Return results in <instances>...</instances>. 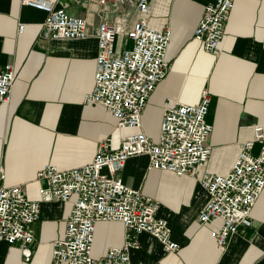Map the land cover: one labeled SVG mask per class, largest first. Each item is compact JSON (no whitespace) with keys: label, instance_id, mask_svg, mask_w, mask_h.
Segmentation results:
<instances>
[{"label":"crops","instance_id":"crops-1","mask_svg":"<svg viewBox=\"0 0 264 264\" xmlns=\"http://www.w3.org/2000/svg\"><path fill=\"white\" fill-rule=\"evenodd\" d=\"M213 0H151L149 25L169 29L167 53L170 69L151 94L143 114V129L156 136L166 105H195L207 91L210 97L207 141L212 154L205 169L226 175L240 145L264 129V0H235L218 54L207 53L194 38L204 8ZM72 17L87 22V37L50 41L43 37L47 14L21 5V0H0V65L13 64L15 82L7 103H0V173L4 186H22L30 200L41 202V218L34 225L30 257L20 243H0V264H50L53 242L62 239L73 199L67 203L41 196L45 181L37 173L45 165L69 170L86 165L102 142L111 139L117 150L121 130L99 105L85 104L94 87L97 33L101 23L119 29L115 48L131 42L126 35L138 20L134 0H59ZM25 30L18 33L19 25ZM167 103V104H166ZM258 155L259 148H254ZM146 156L129 158L115 178L140 190L160 204L158 217L168 222L172 239L181 249L166 253L149 235L139 237L141 248L131 252L132 264H264V191L252 211V226L240 228L224 250L211 237L219 221L200 224L198 215L207 193L192 176L152 170ZM125 229L118 222L96 225L93 255L101 259L110 246H122Z\"/></svg>","mask_w":264,"mask_h":264},{"label":"built area","instance_id":"built-area-1","mask_svg":"<svg viewBox=\"0 0 264 264\" xmlns=\"http://www.w3.org/2000/svg\"><path fill=\"white\" fill-rule=\"evenodd\" d=\"M108 1L125 0H102ZM139 14L126 35L131 42L122 51L115 48L119 29L107 23L98 27L99 53L96 58L94 87L85 104L99 105L117 121L121 130L136 132L123 137L117 150H110L111 139L102 142L95 157L86 165L60 170L45 165L37 181H45L41 196L67 203L73 199L62 239L52 245L50 264H132L131 252L139 250L141 235L158 241L166 253H177L181 246L172 239L168 222L158 217L159 202L115 178L131 157L146 156L149 169L178 177L192 176L207 193L198 221H219L221 227L211 233L219 249L239 229L252 226V211L264 191V129L255 127L253 137L240 145L239 154L226 174H216L205 165L212 150L207 145L212 126L206 121L210 97L202 93L198 104L166 105L160 129L151 136L143 129V114L151 94L165 79L170 64L167 53L172 39L169 29L156 30L148 23L151 0H134ZM167 2L173 0H164ZM235 0H213L204 8L194 29V38L211 55L218 54ZM59 0H21V5L47 14L43 37L50 41L81 40L87 37V22L70 16L58 6ZM76 3L87 0H74ZM25 25L18 27L22 34ZM15 82L13 64L0 65V103H7ZM259 145L258 155L252 151ZM0 173V243H20L23 254L31 255L29 245L35 239L34 225L41 218V202L30 200L22 186H4ZM118 222L124 226L125 241L110 246L101 259L93 255L96 225Z\"/></svg>","mask_w":264,"mask_h":264},{"label":"rangeland","instance_id":"rangeland-1","mask_svg":"<svg viewBox=\"0 0 264 264\" xmlns=\"http://www.w3.org/2000/svg\"><path fill=\"white\" fill-rule=\"evenodd\" d=\"M208 115H209V114H208ZM208 115H207V117H206V121H207V122H208V117H209ZM256 148H259V145H258V144L256 145Z\"/></svg>","mask_w":264,"mask_h":264}]
</instances>
